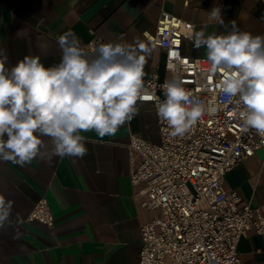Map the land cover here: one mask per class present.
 I'll return each instance as SVG.
<instances>
[{"label":"crops","instance_id":"crops-1","mask_svg":"<svg viewBox=\"0 0 264 264\" xmlns=\"http://www.w3.org/2000/svg\"><path fill=\"white\" fill-rule=\"evenodd\" d=\"M212 7L222 9L224 25L209 19ZM162 11L206 35L227 34L232 20L241 31L264 35V0H0L5 67L28 55L39 56L45 66L58 63L57 37L71 30L84 48L91 38L107 43L123 36L118 42L132 43L139 37L152 47L144 83L153 76L162 81L169 77L164 50L147 38L155 33ZM181 50L192 58H207L206 48L195 49L192 40H183ZM138 107L139 114L115 136L82 133L88 149L82 159L37 158L23 167L0 161V194L13 201L10 224L0 228V264H139L140 228L158 221L160 212L141 208L143 185L129 182L131 134L159 141L154 105L138 102ZM41 139L42 150L51 151L50 138ZM224 181L245 202L264 204V149L228 172ZM42 197L50 204L53 228L26 220ZM237 252L247 264H264V237L244 235Z\"/></svg>","mask_w":264,"mask_h":264},{"label":"clouds","instance_id":"clouds-1","mask_svg":"<svg viewBox=\"0 0 264 264\" xmlns=\"http://www.w3.org/2000/svg\"><path fill=\"white\" fill-rule=\"evenodd\" d=\"M209 19L224 25L222 9L212 7ZM264 20V17H262ZM227 34H189L195 49L206 48L212 74L224 102L233 106L241 130L264 137V35L241 31L230 21ZM100 43L91 55L71 30L57 37L58 63L45 66L39 56L28 55L6 68L8 55L0 48V161L23 167L34 159L83 158L88 149L82 133L95 131L99 138L115 136L138 114L145 94L144 67L152 47L139 37L132 43ZM156 114L172 137L184 136L206 113L216 108L184 87L178 73L160 85ZM41 137L51 140L43 151ZM13 201L0 194V228L10 224ZM19 217V214H17Z\"/></svg>","mask_w":264,"mask_h":264},{"label":"built area","instance_id":"built-area-1","mask_svg":"<svg viewBox=\"0 0 264 264\" xmlns=\"http://www.w3.org/2000/svg\"><path fill=\"white\" fill-rule=\"evenodd\" d=\"M194 32L190 22L162 11L155 33L148 40L164 50L169 77L178 73L184 87L216 108L206 113L184 136L172 137L156 114L159 141L131 134L128 145L129 182L143 185L140 207L158 210L160 219L144 223L139 264H247L237 252L240 239L254 233L264 237V204L253 206L225 186V176L264 149V137L243 132L233 106L222 99L207 58L182 53L183 40ZM105 43L91 38L85 51ZM165 80V79H164ZM157 76L146 81L145 94L156 112L162 89ZM27 221L53 228L55 220L46 197L40 198Z\"/></svg>","mask_w":264,"mask_h":264}]
</instances>
